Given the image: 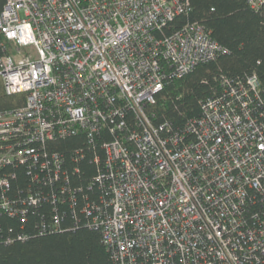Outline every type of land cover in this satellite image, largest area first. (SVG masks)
I'll use <instances>...</instances> for the list:
<instances>
[{"label": "built area", "instance_id": "2783aa9c", "mask_svg": "<svg viewBox=\"0 0 264 264\" xmlns=\"http://www.w3.org/2000/svg\"><path fill=\"white\" fill-rule=\"evenodd\" d=\"M189 11V0H6L0 34L16 49L0 58V76L8 95L26 97L0 112V214L23 215L20 207L43 200L30 189L10 195L17 167L59 182L66 161L48 144L84 135L103 140L95 179L102 195L85 209L114 264H264L258 77L226 81L182 132L148 113L167 83L223 51L197 22L165 32ZM24 23L35 43H18ZM16 73L28 88L9 93Z\"/></svg>", "mask_w": 264, "mask_h": 264}, {"label": "trees", "instance_id": "16d2710c", "mask_svg": "<svg viewBox=\"0 0 264 264\" xmlns=\"http://www.w3.org/2000/svg\"><path fill=\"white\" fill-rule=\"evenodd\" d=\"M189 1L190 11L175 18L165 32L172 34L186 23L197 22L210 31L223 51L214 60L197 65L186 76L165 85L156 103L148 107L153 123H166L173 131L182 132L188 123L203 115L208 99L223 94L226 81L245 84L254 74L260 81L264 121V7L253 9L247 0ZM5 3L0 0V12ZM15 49L0 34V58L14 55ZM25 97L8 95L0 76V112L22 106ZM102 144L103 140L91 144L84 135L50 142V150L66 161L67 175L59 182L36 180L25 165L15 169L17 178L10 195L21 199L30 189L40 193L43 200L36 206L20 207L23 215L0 214V264H114L101 230L89 225L85 209L102 195L95 184L105 158ZM97 155L99 165L95 162ZM55 220L59 229L52 231Z\"/></svg>", "mask_w": 264, "mask_h": 264}, {"label": "clouds", "instance_id": "9594fccd", "mask_svg": "<svg viewBox=\"0 0 264 264\" xmlns=\"http://www.w3.org/2000/svg\"><path fill=\"white\" fill-rule=\"evenodd\" d=\"M4 15L8 16V13L5 12ZM19 31H20L21 35H20V38L18 40V43H20L22 45H27L28 43H35L34 36L32 35L31 26L29 24L24 23V24L20 25ZM8 35L10 37H14L15 32L8 33ZM46 70L50 71V69H46ZM36 75H37V72L35 70H33L32 71L33 78H35ZM26 76H27V73H25V77ZM8 80L12 84V87H9L7 89V91L9 93H15L17 91L24 90V89L28 88V84L22 82V79H21V76L19 73H16L14 75L9 76ZM17 86H19V87H17Z\"/></svg>", "mask_w": 264, "mask_h": 264}]
</instances>
